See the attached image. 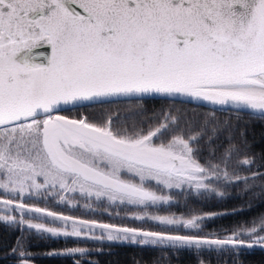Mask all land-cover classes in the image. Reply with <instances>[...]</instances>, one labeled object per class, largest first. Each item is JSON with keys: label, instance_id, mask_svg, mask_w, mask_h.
Listing matches in <instances>:
<instances>
[{"label": "snow or ice", "instance_id": "1", "mask_svg": "<svg viewBox=\"0 0 264 264\" xmlns=\"http://www.w3.org/2000/svg\"><path fill=\"white\" fill-rule=\"evenodd\" d=\"M149 95L264 115V0H0V189L5 193L35 192L44 198L54 193L61 202L67 199L62 193H79L148 207L171 203L158 194L163 189L210 190L221 169L196 159L192 145L201 134L156 142L176 117L164 114L157 127L129 134L114 128L111 118L100 124L84 115L60 114L108 98ZM230 154L228 149L223 158V178L247 183L248 177L227 171ZM252 178L264 179V172H253ZM3 203L21 212L20 224L26 223L24 212H45L15 199ZM46 215L57 219L56 213ZM70 219L59 217L60 229L31 220L27 226L75 237L95 226L108 240L142 245L236 250L264 245V220L258 229L210 239L96 221H73L69 232ZM134 219L199 229L201 218L145 213Z\"/></svg>", "mask_w": 264, "mask_h": 264}, {"label": "trees", "instance_id": "2", "mask_svg": "<svg viewBox=\"0 0 264 264\" xmlns=\"http://www.w3.org/2000/svg\"><path fill=\"white\" fill-rule=\"evenodd\" d=\"M80 110L86 114L89 121L111 118L114 128L127 129L129 134L140 129L146 133L150 128L157 127L159 123L165 122L164 114L176 117L177 122L157 141L173 135L188 138L201 134L198 142L192 145L196 150V159L205 165L209 162L219 164L221 178L214 180L208 191H197L194 187L185 185L182 190L163 189L162 193H158L168 196L171 203L144 207L121 205L119 202L110 205L103 199L95 201V206L102 208L104 212L99 210L90 213L78 206L71 208L64 204H53L55 212L179 235L199 233L206 237H223L219 234L227 229L243 232L253 226L259 228L261 221L264 220V179L252 178V173L264 172V116L159 98L95 103L78 109L76 113L78 114ZM228 149H231V154L227 161V171L248 177L247 183L243 180L237 182L223 178L222 172L225 167L223 158ZM245 158L253 160L254 163L251 166L242 165L240 162ZM154 186L158 188L155 184ZM157 188L155 189L158 190ZM140 212L142 214L150 212L153 215L157 213L182 221L198 217L201 218L198 220L200 228L187 229L182 224L164 227L158 226L151 219H134ZM14 220L16 222L7 223L0 219V264H17L14 258H8L17 248H23L22 257L36 264H75L66 252L59 250L73 244L64 240L69 237L38 232L26 224H20L19 219ZM94 229L96 233L101 230L93 226ZM70 239L88 241L87 246L92 244L89 248L93 255L92 261L80 264H264V250H236L231 245L223 247L201 245L197 248L142 245L89 236H72ZM97 245L100 246L99 249H95Z\"/></svg>", "mask_w": 264, "mask_h": 264}, {"label": "flooded vegetation", "instance_id": "3", "mask_svg": "<svg viewBox=\"0 0 264 264\" xmlns=\"http://www.w3.org/2000/svg\"><path fill=\"white\" fill-rule=\"evenodd\" d=\"M76 112H78V110L77 111H74V110H72V111H64V112H62L60 114L67 115L70 118H80V115L77 114ZM106 120L107 119L100 120V121H96V123L103 124ZM91 122H93V121H91ZM156 142L158 143L159 141H156ZM152 187L154 189L157 188V187L154 186V184H153ZM71 195H72V197H79L80 196L79 193H72ZM57 198H58V196H56L53 193L52 194H49L47 196V198H44V197L39 196V195H37L35 197H28V195H25V196H22L21 197V196H19L18 193H15V195H14V194H10V193H5L3 189H0V214L3 215L5 213L6 214L14 213V214H16V215L19 216V218H18L19 220L21 219L22 214H21V212L19 210L6 209V206L4 205L3 202L5 200H11V199H15L16 200V203H26V204H28L30 206H33V207H38V208H41V209H46V210L55 212L54 208H52V205L53 204H58L56 202ZM84 198L85 197H83V198L81 197L79 199V202H83ZM12 208L15 209V204L12 206ZM130 213H134V212H130ZM135 215H137V214H135ZM68 216H71V215H68ZM139 216H142V215H139ZM0 217H2V216L0 215ZM72 217H75V216H72ZM79 218H81V217H79ZM23 219L25 220V222L27 220L46 221V220H53V217H48L44 213L37 214L35 212H32V213L24 212L23 213ZM44 219H46V220H44ZM57 219H59V217H57ZM82 219H85V218H82ZM86 220H90V219H87L86 218ZM136 220H141V219H136ZM91 221L102 222V221H98V220H91ZM102 223H104V222H102ZM24 224L27 225V222L24 223ZM109 224H111V223H109ZM113 225H118V224H113ZM119 226L138 228V229H142V230L147 229V228H142V227H134V226L122 225V224H120ZM147 231H151V230H147ZM233 232H235V231L232 230V229L229 231L227 229V230H225V232L222 231L219 234L220 236H223V237H208V238H210V239H217V238L224 239V238L230 236ZM261 235H264V233H261ZM244 238L247 239V237H244ZM64 240H68V241L72 242L73 244L72 245H69V246H65L63 248H59V250L66 252L68 254V256L71 257L74 260L75 264H80L82 262H91L92 261V256L93 255L91 254V252H89L90 251L89 248L92 246V244H89L87 246L86 243L88 241L82 240V241H84V242H82L79 239L73 240V239H70V238H66ZM75 242H78V243L75 244ZM79 242H81V243H79ZM90 243H92V242H90ZM99 248H100L99 245L95 246V249H99ZM71 249H84L85 251L83 253L70 252L69 250H71ZM241 249H246V251H257V250H264V246H263V248L243 247ZM23 251H24L23 248H17L16 251H15V253L13 255H11L10 257H8V258H11V259L14 258L15 263L16 262L20 263V262L27 261V263L36 264L33 261H29L25 257H22L23 255H21V253H23Z\"/></svg>", "mask_w": 264, "mask_h": 264}, {"label": "rangeland", "instance_id": "4", "mask_svg": "<svg viewBox=\"0 0 264 264\" xmlns=\"http://www.w3.org/2000/svg\"><path fill=\"white\" fill-rule=\"evenodd\" d=\"M78 114L80 116L81 115L86 116V114L83 111H79ZM90 114L91 113H89V116H90ZM140 119H143V118L140 117ZM171 137H169L168 139L164 138V139H162V141L165 142V143H167V141L169 139H171ZM159 142H161V141H159ZM0 179H4V177L2 175H0ZM153 190H156V189L153 188ZM56 191H59V190L57 189ZM10 194H14L15 195L14 192H10ZM62 194L65 195L67 197V199L64 202H61L60 199H59V197H58L57 200H56V202L58 204H60V205H63V204L66 205V206L68 205V207H71V208H77L76 206H78L81 210L87 211V212H90V213H92V212H98L99 210H101L102 212H104L102 210V208L95 206V203H96L95 201H97V200L94 199L95 197L84 198L83 202H79V199L81 197L83 198V196L80 195L79 197H72V195H71L72 193H62ZM25 195H28V197H35V196H37V194L35 192L29 193L27 191L23 194V196H25ZM19 196H20V194H19ZM105 201H107L106 198H105ZM110 205H113V204H110ZM146 213L148 214V216H162L161 214H157V213H155L154 215L153 214H150V212H146ZM141 214L142 213L140 212L139 215H141ZM0 215L2 217L4 216V218H7V217H13V218H17V219L19 218V216L16 215V214H14V213H9V214H6L5 213L3 215L2 214H0ZM143 215L144 214H142V216ZM75 217H78V216H75ZM44 220H46V219H44ZM147 220H149V219H147ZM27 221H29V220H27ZM31 222L32 223H43V224H45V227H49V228H58V229L62 228V224H61V222H60L59 219H56L55 222H53V220H46V221L31 220ZM72 222H73V220H69V222H68V227H67L66 230L69 231V232L71 231V223ZM76 223H78V222H76ZM145 230H150V229H145ZM45 233L52 235L51 233H48V232H45ZM62 236H65V235H62ZM87 236L92 237V238H94V237L107 238V232H104L102 230H99L96 233V229H94L92 232H88V230L86 228L85 229H82V235H81V237H87ZM67 237L71 238L72 236H67ZM120 240L121 241H125V242H131V241H128V240H123V239H120Z\"/></svg>", "mask_w": 264, "mask_h": 264}, {"label": "water", "instance_id": "5", "mask_svg": "<svg viewBox=\"0 0 264 264\" xmlns=\"http://www.w3.org/2000/svg\"><path fill=\"white\" fill-rule=\"evenodd\" d=\"M132 98H162V99H171V100H176V101H181V102H186V103H192V104H196V105H201V106H204V107H207V108H212V109H230V110H234V111H241V112L251 113V114H254V115L264 116V115H261L259 112H253V111L247 110V109L241 110V109H236V108L231 107V106H216V105H211V104H208V103H205V102L190 101L187 98H182V97H177V98L173 99V98H168V97H162V96H159V95H149V96H144V97H113V98H108V99L103 100V101H100V102L110 101V100H118V99H132ZM44 210H45L44 214H46L47 212H49V210H46V209H44ZM50 212H52V211H50ZM53 213H56V212H53ZM56 214H57V217H69V218H71L70 220L76 221L78 223H80L81 221H89V222L91 221V220H86V219H82V218H79V217H72V216L64 215V214H61V213H56ZM97 223L98 224H109V223H102V222H97ZM109 225H113V224H109ZM114 226H116V228H124L125 227V226H119V225H114ZM128 228H132V227H128ZM145 231H147V230H145ZM263 246L264 245H254L252 248H263ZM27 264H32V263H27Z\"/></svg>", "mask_w": 264, "mask_h": 264}]
</instances>
